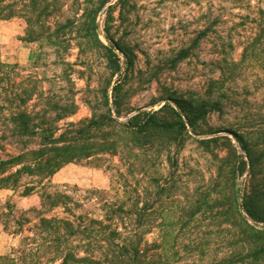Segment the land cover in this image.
Segmentation results:
<instances>
[{
  "label": "trees",
  "instance_id": "trees-1",
  "mask_svg": "<svg viewBox=\"0 0 264 264\" xmlns=\"http://www.w3.org/2000/svg\"><path fill=\"white\" fill-rule=\"evenodd\" d=\"M221 1L246 14L235 15L238 21H232L229 34L223 35L227 21L214 15L215 4L208 2L205 25L178 56L193 57L203 42L210 44L217 37L211 42L213 59L206 63L212 74L200 96H167L176 106L179 123L158 122V112L120 121L118 88L115 109L109 108L105 88L101 96L106 111L92 109L91 118L61 125L75 115L73 89L56 93L51 85L45 90L44 79L37 76L18 81L15 67L2 61L0 51V192L40 197L39 206L28 210L10 200L4 205L0 220L16 243L8 254L0 255V264H264V76L253 73L252 81L245 77L249 68L264 70V0ZM132 4L133 0H0V20H23L25 41L47 43L56 53L70 49L77 40L81 54L101 55L110 77H122L132 54L111 32L129 21ZM237 48L242 49L238 60L233 57ZM257 95L262 104L257 98L251 103ZM226 110L243 118L216 131L228 135L201 141L220 146L218 179L232 186L218 217L207 219L213 231L190 246L170 245L168 226L198 222L201 205L195 202L172 224L165 221L159 240L144 243L155 218L146 213L153 208L151 201L140 207L136 159L142 136L176 127L201 135L208 115ZM146 144L149 151L153 149L150 139ZM106 155L119 157L127 168L110 190L81 192L51 186V179L65 166ZM149 182L156 183L157 178L150 177Z\"/></svg>",
  "mask_w": 264,
  "mask_h": 264
},
{
  "label": "rangeland",
  "instance_id": "rangeland-1",
  "mask_svg": "<svg viewBox=\"0 0 264 264\" xmlns=\"http://www.w3.org/2000/svg\"><path fill=\"white\" fill-rule=\"evenodd\" d=\"M209 1L215 4L214 15L221 14L227 21L223 35L229 34L232 21H238L235 15L246 14L221 0H133L129 21L120 27L117 24L111 32L115 41L132 54L130 65L122 77H110L107 62L101 55L90 58L86 53L81 54L77 40L73 41L70 49L62 48L59 53L47 43L25 41L26 23L21 19L0 20L2 61L15 67L18 81L37 76L44 79L45 90L51 85L56 93L64 91L65 94V91L73 89L77 109L75 115L62 121L61 125L91 118L92 109L98 113L106 111L108 108L101 96L105 88L110 109H115L114 89L118 88V105L122 109L120 121L139 113L158 112V122L179 123L175 115L176 106L166 100L167 96L172 94L186 99L200 96L204 92L206 79L212 74L211 67L206 63L213 59L214 47L211 42L217 41V37L212 38L210 44L203 42L193 57L180 59L178 56L180 49L187 48L197 31L205 25ZM101 33L102 41L108 45L105 33ZM115 53L121 55L117 50ZM241 53L242 49L237 48L233 57L238 60ZM261 60L264 63V54ZM253 73L264 76L262 68H249L246 79L252 81ZM255 98L261 103V96L258 95L250 98L251 103L255 102ZM241 118L243 115L233 110L212 112L203 122L205 132H201V135L176 127L172 132L155 131L142 136L136 159L140 165L137 176L140 207L151 201L153 208L146 213H152L155 218L154 228L143 236L144 243L159 240L166 227L165 221L168 225L172 224L195 202L201 205L198 222L181 228L168 226L166 231L169 232L170 245L190 246L213 231L207 219L218 217L222 205L232 195V186L218 179L220 163L216 156L220 146L216 143L203 144L201 141L228 135L216 131L233 126ZM149 139L154 146L150 151L146 144ZM233 143L237 145L235 140ZM225 155L226 151L221 152L219 157ZM120 173H127L120 158L106 155L65 166L51 179V186H69L81 192L108 191ZM150 177H156L157 182L150 183ZM238 184L243 186L244 177L238 180ZM9 200L20 210L40 204L38 194L23 198L18 193L1 191L0 212ZM15 243L4 231L0 220V255L8 254Z\"/></svg>",
  "mask_w": 264,
  "mask_h": 264
}]
</instances>
